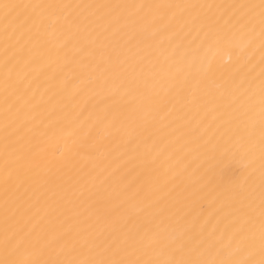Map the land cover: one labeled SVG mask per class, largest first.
Segmentation results:
<instances>
[{
    "label": "bare ground",
    "instance_id": "bare-ground-1",
    "mask_svg": "<svg viewBox=\"0 0 264 264\" xmlns=\"http://www.w3.org/2000/svg\"><path fill=\"white\" fill-rule=\"evenodd\" d=\"M262 120L261 0H0V264H259Z\"/></svg>",
    "mask_w": 264,
    "mask_h": 264
},
{
    "label": "snow or ice",
    "instance_id": "snow-or-ice-1",
    "mask_svg": "<svg viewBox=\"0 0 264 264\" xmlns=\"http://www.w3.org/2000/svg\"><path fill=\"white\" fill-rule=\"evenodd\" d=\"M5 7H9L5 5ZM261 7L264 8V0H261ZM262 129H264V120H262ZM262 239H264V221H262ZM264 251V249H262ZM259 264H264V259H262Z\"/></svg>",
    "mask_w": 264,
    "mask_h": 264
}]
</instances>
